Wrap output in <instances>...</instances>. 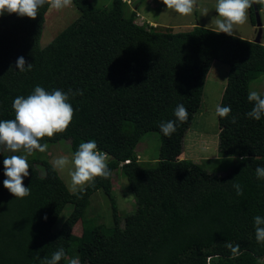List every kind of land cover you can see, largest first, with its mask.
Masks as SVG:
<instances>
[{
	"label": "trees",
	"instance_id": "trees-1",
	"mask_svg": "<svg viewBox=\"0 0 264 264\" xmlns=\"http://www.w3.org/2000/svg\"><path fill=\"white\" fill-rule=\"evenodd\" d=\"M72 5L78 18L44 48L39 41L47 4L35 19L0 16V120L14 119L13 100L27 97L37 85L46 91L82 90L83 95L69 99L75 110L70 127L41 143L69 140L73 154L82 142L95 140L109 156L112 175L97 177L94 186L74 194L48 161L28 160L23 184L31 194L18 199L3 185L7 177L0 153V264H41L59 248L65 250L59 264L74 257L80 264H259L264 245L256 241L254 217H264V180L257 179L255 170L264 167V116L256 121L246 113L253 107L247 100L249 85L264 76V45L198 25L174 32L138 23L137 5L125 17L123 0H112L110 9L89 0H73ZM253 6L260 11L263 5ZM253 6L248 15L255 26ZM21 56L33 64L31 71L16 67ZM209 61L228 67L219 105L230 106L231 113L217 121L231 145L220 146L221 156L228 150L237 162L223 176L179 159L201 105L196 78L204 74L196 70ZM178 104L189 117L177 121L167 137L159 124L176 120ZM150 132L159 134L160 146L154 165L143 167L136 147ZM245 155L248 159L241 160ZM117 170L136 206L122 220L112 193ZM234 183L242 186V196ZM98 190L111 203L112 227L84 219ZM67 204L72 211L54 231ZM79 221L77 237L73 228ZM226 242L240 245L238 257Z\"/></svg>",
	"mask_w": 264,
	"mask_h": 264
},
{
	"label": "clouds",
	"instance_id": "clouds-1",
	"mask_svg": "<svg viewBox=\"0 0 264 264\" xmlns=\"http://www.w3.org/2000/svg\"><path fill=\"white\" fill-rule=\"evenodd\" d=\"M73 0H0V16L16 14L19 17L35 19L40 8L46 4L53 9L63 10L69 7ZM168 9L174 10L182 16L191 15L197 6V0H163ZM253 4L264 5V0H217L215 11L218 14L215 19L217 33L234 35L236 26L244 25L248 21V9ZM207 14V9L204 15ZM33 64L28 63L24 57H19L16 67L20 72L31 71ZM83 95L82 90L73 92L71 89L64 92L61 89L46 91L37 85L27 97L17 96L12 102L15 112L14 119L0 120V153H24V155H7L3 161L4 187L18 199H23L31 194L30 187H25L23 179L29 176L30 164L28 157L36 151L44 153L48 149L47 143H41L45 137L53 138L54 134L64 133L71 125L75 110L69 103L70 96ZM247 100L253 104L251 111L246 113L248 118L256 121L264 116V95L252 90L247 95ZM231 113L230 106L216 105L215 115L227 118ZM176 120L162 121L159 124L160 131L170 137L177 129V121L185 123L189 113L183 104H178L174 110ZM232 123H236V117H232ZM234 159V158H232ZM245 155L241 160H246ZM109 156L99 151L95 140L82 142L71 160L67 156H60L53 161V167L63 170L72 165L70 170V190L83 194L85 190L94 186L97 177L108 179L112 172L108 167ZM256 177L264 180V167H257ZM233 187L237 196L243 195V188L239 183ZM46 219V217H45ZM254 229L256 241L264 245V217H254ZM233 257L240 255V245L226 242ZM65 257V250L59 248L51 258H44L41 264H59ZM70 264H80L78 259H72Z\"/></svg>",
	"mask_w": 264,
	"mask_h": 264
},
{
	"label": "rangeland",
	"instance_id": "rangeland-1",
	"mask_svg": "<svg viewBox=\"0 0 264 264\" xmlns=\"http://www.w3.org/2000/svg\"><path fill=\"white\" fill-rule=\"evenodd\" d=\"M94 6L100 9H110L112 0H89ZM123 0L124 16L127 17L131 9H135L137 21L149 24L156 23L158 27H171L174 32L189 31L193 26H200L206 29L217 31L215 19L217 13L215 5L217 0H197V6L191 15L182 16L172 9H168L163 0ZM207 9V14L204 11ZM261 19V44L264 45V5L259 11ZM79 16L78 11L71 4L63 10L49 8L45 14V21L39 41L40 47L47 46L52 39L61 32L65 27L72 23ZM258 29L252 25L248 15V21L244 25L236 26L234 36L254 41L256 39ZM199 69V66H198ZM202 77L196 78L201 90V105L194 116L189 131H187L183 140V157L187 160H197L204 169L211 175L223 176L237 162V159L229 153L221 156L220 146L229 148L231 145L218 129L217 116L215 115L216 105L219 104L223 88L226 85L228 67L219 62L210 61L204 63L199 70H196ZM202 73V74H201ZM196 74V75H197ZM255 90L264 95V76L249 85V92ZM160 146L159 134L150 132L146 133L136 147V153L143 167H151L158 156ZM24 155V153H3V161L7 155ZM70 151V141H61L56 144H49L48 149L44 153L36 151L28 160L48 161L53 166V161L60 156L72 158ZM220 156V157H219ZM234 158V159H232ZM40 174L44 173L41 163L37 166ZM72 165L69 164L63 170L55 168L60 179L65 184L67 190H70L71 176L70 170ZM114 203L117 207L118 215L121 220L129 213L134 212L136 206L133 196L129 193L126 178L120 171H115L112 177ZM72 211L71 204H67L59 215L53 229L56 231L62 222ZM84 219H93L95 223L103 224L106 227L113 226L112 209L109 199L101 190L96 191L89 199V205L85 210ZM81 221L73 228V234L80 236ZM77 259L76 257H74ZM74 258H69L66 264ZM259 264H264V256Z\"/></svg>",
	"mask_w": 264,
	"mask_h": 264
},
{
	"label": "water",
	"instance_id": "water-1",
	"mask_svg": "<svg viewBox=\"0 0 264 264\" xmlns=\"http://www.w3.org/2000/svg\"><path fill=\"white\" fill-rule=\"evenodd\" d=\"M254 10V17H255V26L258 29L256 39L253 41L254 43H260L261 42V19L258 9L253 6Z\"/></svg>",
	"mask_w": 264,
	"mask_h": 264
},
{
	"label": "crops",
	"instance_id": "crops-1",
	"mask_svg": "<svg viewBox=\"0 0 264 264\" xmlns=\"http://www.w3.org/2000/svg\"><path fill=\"white\" fill-rule=\"evenodd\" d=\"M150 24H152L153 26H156V25H157L156 23H150ZM224 88H225V87H224ZM224 88H223V90H224ZM179 159H186V158L183 157V152H182V154L179 156ZM191 161H193V160H191ZM193 162L201 163V162H198L197 160H194Z\"/></svg>",
	"mask_w": 264,
	"mask_h": 264
},
{
	"label": "built area",
	"instance_id": "built-area-1",
	"mask_svg": "<svg viewBox=\"0 0 264 264\" xmlns=\"http://www.w3.org/2000/svg\"><path fill=\"white\" fill-rule=\"evenodd\" d=\"M125 1V0H124ZM139 23V22H138ZM125 163H128V161H125Z\"/></svg>",
	"mask_w": 264,
	"mask_h": 264
}]
</instances>
